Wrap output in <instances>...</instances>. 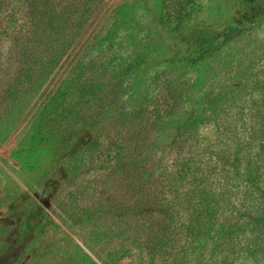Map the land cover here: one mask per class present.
Listing matches in <instances>:
<instances>
[{
	"label": "rangeland",
	"instance_id": "rangeland-1",
	"mask_svg": "<svg viewBox=\"0 0 264 264\" xmlns=\"http://www.w3.org/2000/svg\"><path fill=\"white\" fill-rule=\"evenodd\" d=\"M48 5L0 0V264H264V0H94L46 64Z\"/></svg>",
	"mask_w": 264,
	"mask_h": 264
},
{
	"label": "trees",
	"instance_id": "trees-1",
	"mask_svg": "<svg viewBox=\"0 0 264 264\" xmlns=\"http://www.w3.org/2000/svg\"><path fill=\"white\" fill-rule=\"evenodd\" d=\"M44 1L50 4L48 5L49 12L45 19L46 25L41 29V32H37V34L40 35V37H43V39H45L43 41L44 46L39 51V58L47 64L49 60L51 62L59 60L63 46L66 45V43L70 46L75 41L76 37L78 36V34H80L83 29L81 25V20L79 21V19H77L76 23L73 22L74 20H76L75 16L78 13H76V11H78V7L89 6L94 0H71L66 5L62 6V10L58 9V4H60V2H57V0ZM57 39L63 42L62 47L61 45L60 47L56 46L55 42ZM25 75L26 74H23L21 71L18 72V75L15 80L5 90V96L7 99L13 97L14 91L16 89L15 84L17 85L18 83H20L23 78L27 80L31 78V75L30 77ZM145 110L146 106H142L140 109H138V112L135 111L139 113L140 121H143L145 118ZM146 119L147 121L150 120L149 117ZM133 133L134 134L131 139L134 142V150L139 149L141 153L146 152L145 140L147 139V136L143 135L144 132L142 130H137L136 128H134ZM121 152L122 150L119 149L117 153V158H120L121 160L119 159V161L117 162V166L123 168L124 162H126V165H124V167L126 168H124V172L129 175L128 177L137 181L135 182V184L133 183V186L138 185L140 188V192H142L145 188V183L143 182L145 181V176H149L150 178L154 174V171L150 169L151 165H148L149 156L147 154L139 156L138 153H127L121 156ZM187 168L190 169L189 167Z\"/></svg>",
	"mask_w": 264,
	"mask_h": 264
}]
</instances>
